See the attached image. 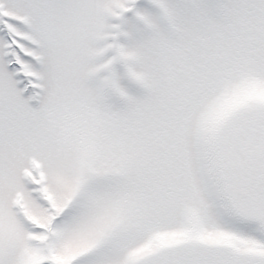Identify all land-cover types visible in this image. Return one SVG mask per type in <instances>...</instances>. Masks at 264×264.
<instances>
[{
  "label": "snow or ice",
  "instance_id": "1",
  "mask_svg": "<svg viewBox=\"0 0 264 264\" xmlns=\"http://www.w3.org/2000/svg\"><path fill=\"white\" fill-rule=\"evenodd\" d=\"M0 264H264V0H0Z\"/></svg>",
  "mask_w": 264,
  "mask_h": 264
}]
</instances>
